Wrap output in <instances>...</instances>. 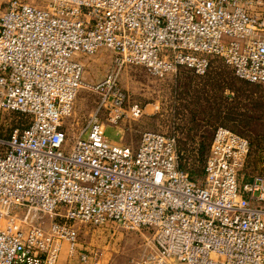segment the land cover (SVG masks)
Returning a JSON list of instances; mask_svg holds the SVG:
<instances>
[{
	"label": "built area",
	"instance_id": "obj_1",
	"mask_svg": "<svg viewBox=\"0 0 264 264\" xmlns=\"http://www.w3.org/2000/svg\"><path fill=\"white\" fill-rule=\"evenodd\" d=\"M107 48L114 68L70 146L64 124L84 87L83 56ZM214 58L264 86V0H11L0 15V123L29 118L0 151V264H102L78 225L150 233L134 264H264V176L244 180L247 139L218 127L197 184L177 137L145 132L113 144L126 114L129 65L157 79L205 77ZM140 118L139 105L130 108ZM36 215L51 217L46 224Z\"/></svg>",
	"mask_w": 264,
	"mask_h": 264
},
{
	"label": "rangeland",
	"instance_id": "obj_2",
	"mask_svg": "<svg viewBox=\"0 0 264 264\" xmlns=\"http://www.w3.org/2000/svg\"><path fill=\"white\" fill-rule=\"evenodd\" d=\"M11 0H0V15ZM34 2V0H31ZM84 87L74 103L73 113L64 124L72 146L87 125L100 99L91 87L103 81L114 68V54L107 48L96 54L83 56ZM186 70V69H185ZM128 95L125 116L117 124L106 122V136L118 146L138 148L145 132L163 133L177 137L181 166L197 184H203V170L210 152L215 130L222 126L248 140L250 152L244 168V180L264 176V86L243 82L236 78L221 59L214 58L209 73L197 77L184 69L175 78L164 80L151 76L142 66L129 65L119 78ZM139 105L140 118L131 116L130 108ZM29 118L6 114L0 123V143L8 141L16 128H24ZM4 146L0 144V151ZM37 221L50 224L51 217ZM80 241L101 254V263H136L147 251L149 231L128 232L116 226L98 228L78 225ZM68 245L61 260L69 262Z\"/></svg>",
	"mask_w": 264,
	"mask_h": 264
},
{
	"label": "crops",
	"instance_id": "obj_3",
	"mask_svg": "<svg viewBox=\"0 0 264 264\" xmlns=\"http://www.w3.org/2000/svg\"><path fill=\"white\" fill-rule=\"evenodd\" d=\"M182 71H183V69L182 70H180V72H179V75L180 74H182ZM186 71H189V70H185L184 69V72H186ZM190 72V71H189ZM63 253V252H62ZM62 256V255H61ZM59 264H74V263H66V259L64 258V259H62L61 260V258H60V261H59ZM103 264V263H102ZM109 264H120V263H109ZM128 264H131V263H128ZM132 264H134V263H132Z\"/></svg>",
	"mask_w": 264,
	"mask_h": 264
},
{
	"label": "trees",
	"instance_id": "obj_4",
	"mask_svg": "<svg viewBox=\"0 0 264 264\" xmlns=\"http://www.w3.org/2000/svg\"><path fill=\"white\" fill-rule=\"evenodd\" d=\"M191 72V71H190ZM191 73H193V72H191ZM194 74V73H193ZM242 81V80H241ZM243 82H246V81H243ZM246 83H248V82H246ZM183 169H185V168H183ZM186 170V169H185ZM204 171V170H203ZM190 176H191V179L192 180H194V178L192 177V173L190 172Z\"/></svg>",
	"mask_w": 264,
	"mask_h": 264
}]
</instances>
